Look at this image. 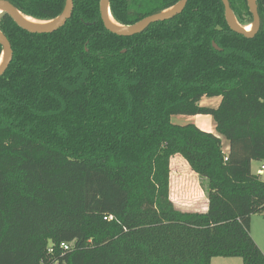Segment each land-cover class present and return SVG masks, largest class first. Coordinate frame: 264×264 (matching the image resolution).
I'll list each match as a JSON object with an SVG mask.
<instances>
[{
  "label": "trees",
  "instance_id": "16d2710c",
  "mask_svg": "<svg viewBox=\"0 0 264 264\" xmlns=\"http://www.w3.org/2000/svg\"><path fill=\"white\" fill-rule=\"evenodd\" d=\"M8 1L40 20L64 8ZM177 1L109 8L129 25ZM229 4L251 23L246 0ZM256 4L251 38L229 29L221 0H187L129 37L105 29L99 0H73L50 33L0 13L12 49L0 76V264H264L250 235L251 214L264 216V179L251 171L264 162V0ZM204 96L218 106L200 105ZM173 114L210 115L217 134ZM174 155L207 180L204 212L174 206Z\"/></svg>",
  "mask_w": 264,
  "mask_h": 264
},
{
  "label": "water",
  "instance_id": "95a60500",
  "mask_svg": "<svg viewBox=\"0 0 264 264\" xmlns=\"http://www.w3.org/2000/svg\"><path fill=\"white\" fill-rule=\"evenodd\" d=\"M186 2L187 0H178L173 5L156 13L147 15L129 25L121 24L112 17L109 8V0H99V14L106 30L118 36L129 37L142 32L152 23L164 21L179 14L185 7ZM221 2L224 8L225 21L231 31L248 38L253 37L257 33L260 27V18L257 10L256 0H246L248 10L252 16V21L250 23L251 29L249 31L245 29V26L241 25L237 21L230 7L229 0H221ZM72 10L73 0H64V8L58 16L49 20L37 19L46 22V24L37 25L29 23L23 17L26 15L19 11L11 2L8 0H0V13L4 12L8 14V16L18 27L31 33H50L61 28L70 18ZM212 44L215 49H218L214 42ZM0 46V57L4 55L2 61L0 62L1 76L12 59V49L10 42L2 31H0Z\"/></svg>",
  "mask_w": 264,
  "mask_h": 264
},
{
  "label": "rangeland",
  "instance_id": "374dc122",
  "mask_svg": "<svg viewBox=\"0 0 264 264\" xmlns=\"http://www.w3.org/2000/svg\"><path fill=\"white\" fill-rule=\"evenodd\" d=\"M220 102V97H207L204 96L200 100V105L204 106H209V107H217ZM171 120L173 123L177 124H185V123H193L202 130L212 132L214 134H217L215 131V122L213 118L210 115H198L197 117H193L190 115H183V114H173L171 116ZM221 142H222V149L224 145L226 144L227 140L224 137H221ZM182 159L180 157L174 158L173 161V166H176L181 164ZM259 163L254 161V166H253V171L256 169V167H259ZM176 176L175 175L172 178V183H171V196L173 199V202L175 203L174 206H181L186 205L187 203L184 202L183 200H179V197L181 196L178 195V192L180 190L179 184L176 185ZM188 176V175H187ZM189 177V176H188ZM262 179H264V171L261 176ZM182 187V186H181ZM200 195L203 196V192L200 189ZM200 196V197H201ZM190 200L192 198H188ZM173 203V204H174ZM186 203V204H185ZM250 235L253 238V240L256 242L258 247L262 252H264V216L258 213H253L250 216ZM210 264H243L242 259L240 257H222V256H215L211 258Z\"/></svg>",
  "mask_w": 264,
  "mask_h": 264
},
{
  "label": "crops",
  "instance_id": "0c3cea01",
  "mask_svg": "<svg viewBox=\"0 0 264 264\" xmlns=\"http://www.w3.org/2000/svg\"><path fill=\"white\" fill-rule=\"evenodd\" d=\"M219 97V96H217ZM198 115H195L193 117H197ZM223 152H228V143L223 147ZM180 157L178 155H174L170 159V198L173 202L172 196H171V183L172 178L176 176V185L179 184L180 190L178 192V195L181 194L179 197V200H183L186 202V205L181 206H175L176 208L182 210V211H197V212H204L207 209L208 204V182L206 179L199 177L196 173H194L188 166V164L182 159L181 164L173 166L174 158ZM261 165L262 162L256 161ZM254 161L251 162V171L253 173H258L262 176V173H259L258 168L253 171ZM189 177H188V176ZM182 186V187H181ZM200 189L203 192V196L200 195ZM201 196V197H200ZM188 198H192L190 202ZM174 203V202H173ZM175 205V203H174Z\"/></svg>",
  "mask_w": 264,
  "mask_h": 264
},
{
  "label": "bare ground",
  "instance_id": "6f19581e",
  "mask_svg": "<svg viewBox=\"0 0 264 264\" xmlns=\"http://www.w3.org/2000/svg\"><path fill=\"white\" fill-rule=\"evenodd\" d=\"M29 23H31V24H37V25H41V24H46V22H43V21H40V20H37V19H35V18H33V17H31V16H23ZM245 29L247 30V31H249L250 29H251V24H247V25H245ZM3 56L4 55H2L1 57H0V62L2 61V59H3Z\"/></svg>",
  "mask_w": 264,
  "mask_h": 264
},
{
  "label": "built area",
  "instance_id": "2783aa9c",
  "mask_svg": "<svg viewBox=\"0 0 264 264\" xmlns=\"http://www.w3.org/2000/svg\"><path fill=\"white\" fill-rule=\"evenodd\" d=\"M258 171H259V173H263V171H264V162L261 163V165L258 168ZM109 219H111V216H109ZM61 246L66 248V244H64V243H61Z\"/></svg>",
  "mask_w": 264,
  "mask_h": 264
}]
</instances>
